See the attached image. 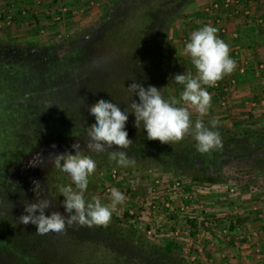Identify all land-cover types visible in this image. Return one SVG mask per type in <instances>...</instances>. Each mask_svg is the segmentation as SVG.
Returning a JSON list of instances; mask_svg holds the SVG:
<instances>
[{"label":"rangeland","instance_id":"1","mask_svg":"<svg viewBox=\"0 0 264 264\" xmlns=\"http://www.w3.org/2000/svg\"><path fill=\"white\" fill-rule=\"evenodd\" d=\"M91 1L94 5L90 3ZM14 2L18 9L24 7L26 9V14L22 15L20 9L16 12V19L11 26H5L3 24L0 26V42L10 44L37 43L41 45H48L95 28L99 22L104 20L107 8L114 4L113 0H53L51 3H44L41 5H37L36 0H14ZM211 2L212 0H191L189 3L180 7L177 16L168 24L161 40L158 42L159 47L156 49L158 54L153 59L152 70H154L153 74H155V79L157 80L156 86L161 88L162 94L166 99L170 96H176L179 99L180 92L183 88L182 85L175 82L172 76L177 73L189 71L195 75L196 70L191 63V58L184 53L183 49L193 31L206 24L212 25L206 22V17L204 13H202L205 6L207 7ZM250 2L260 5L264 0H251ZM143 4L139 12H135L129 16L124 15L126 19L125 25H122V27L119 26L115 36H111L106 43L105 51L110 57L112 56V52L120 56L126 52L128 54V52L134 51V47L137 45V39L142 37L143 28L149 23V18L144 10L150 7H157L158 3L157 0H149ZM60 6H67L68 12L64 14L60 22L51 23V18L46 17L44 11L50 9L52 12H57ZM243 21L233 22L239 26L237 28L238 32L241 30L239 24L249 23L252 24L251 27H248L249 30L255 28L254 21H248V19H245L246 22ZM212 26L217 27L216 25ZM258 26H261V24L259 23ZM41 30H43V32H41ZM126 30L128 31L126 32ZM217 33H220L219 30ZM225 42L228 44V41L225 40ZM229 46L231 45L228 44V47ZM230 50L229 47V55ZM253 59L254 60L250 59L253 66V73L247 72L245 79L242 78L241 74L235 71L230 74H225V77L229 79L234 78L236 80L234 85L228 84L226 80L228 88L226 93L216 91L213 86H205L211 95L209 111L205 116L201 117L195 109H189L191 118L194 121L196 119H202L204 122H210L215 119L218 121L217 126H247L254 132H264V70L261 71L258 76H254L255 72L257 73L256 67L258 66V62L261 60L264 61V59L260 58V61H257L256 58ZM236 63L241 65L245 62H242V59H238ZM238 76H241L240 81ZM116 85H114L113 88H115ZM119 87L126 91L128 89V87L122 86L121 84ZM181 105H183V101H181ZM6 106L5 99H0V108L3 107V109H0L1 136L6 132H11V130L17 132L15 124H20L13 119L10 115V111L8 112L5 108ZM17 116H19V114H17L16 117ZM18 131L20 130L18 129ZM188 135L191 136L190 134ZM180 141L181 140L171 142L170 144L158 141L161 153L165 156L172 150L174 145H179ZM94 160L96 161L95 170H97V166L102 161L98 158H94ZM166 160H168L167 157ZM107 162L113 164L112 166L119 171V175L121 178H124L125 183L128 181V185L130 178H140V176L142 177L148 170L146 165L137 163L128 167H122L115 161ZM157 168L160 169L159 167ZM255 169L256 171L251 172L255 174L256 179L253 181L258 183L257 187L251 185L247 189L240 188L239 184H236L233 179L230 180L231 177L244 176L239 168L234 166H230L229 169L224 168L222 172L226 175H224L226 179L224 182L214 184H202L201 182L194 181L188 175L166 170L168 174L180 176L184 180H190L191 183L195 182L192 183L193 188H195L196 192L199 191V193L203 194L202 196L204 197L202 201L205 200V204L207 203L214 211L210 218L212 225L207 230L201 229L193 234H189L187 231L188 227L186 226L188 224L183 223V233L180 234L181 236L175 237L171 233L174 232L175 229L170 230L169 227L175 228L179 222H164L163 216L156 215L141 217L138 220L141 227L137 230L135 227L133 229V222L126 219L121 214V208L128 204L136 206L141 199L144 200L147 198V179L143 177L141 183L136 186V188H138L137 192L132 197H125L127 200L115 208L110 221L105 226H110V228L113 227L111 230H115L116 236L122 239L124 243L128 242L129 246L138 249L139 252H146L147 254H149L150 250L172 239L176 243L173 255H180V257H183L191 264H209L210 258L213 260L214 264H218L219 260L224 255L226 256L225 258L230 257V259H232L231 253L239 258L246 256L248 253L254 259L263 260L264 252L261 251L260 244L262 243L261 240H264V229L262 231L260 225H264V216L261 219L258 218L253 206L257 205L259 207L258 204L262 201L261 196H264V166L260 164V166H256ZM48 178L52 179L53 190L51 192H54L56 196H59L61 200H63L64 197L58 192V185L71 183L68 174L60 172L53 166L48 174ZM98 183L99 180H97L95 175L92 178L89 177V184L85 193L86 198H98L102 204H108L110 206V199L104 200L101 198ZM256 188H259V190ZM230 189H233V192H230ZM199 212V208L196 209L197 215H199ZM245 214H247V216L251 214L252 223L254 222L253 225L251 221L245 220L242 222L240 221L245 229H236L235 231L234 229H229L228 233L227 231H222L229 225L228 221L223 223L226 215L232 218H238L242 216L245 217ZM148 222L152 224L154 230L161 227L160 230L162 231L155 235H148L145 233V224H148ZM130 230H134V233L130 234ZM253 231L257 233L255 237L251 235ZM211 238L214 239L211 240ZM191 239H198L200 243L204 242L205 247L209 248L211 255L210 253L208 255L206 252L203 254L197 253ZM209 241H213L212 246H206ZM54 242L55 240H51L48 243V252L52 260L49 261V263L51 264H86L90 261L98 264L113 263V254H111V252L106 254L100 253V250L97 248L93 247V249H91L92 245L89 243L86 244L87 246L83 243L80 246V250L76 251L77 245L73 243ZM225 246H229V248L231 246L233 248L228 250V248H224ZM256 248H258L259 251H257ZM57 258H59L60 261H58ZM219 264H222V262ZM227 264L230 263L228 262ZM249 264H251V262Z\"/></svg>","mask_w":264,"mask_h":264},{"label":"flooded vegetation","instance_id":"2","mask_svg":"<svg viewBox=\"0 0 264 264\" xmlns=\"http://www.w3.org/2000/svg\"><path fill=\"white\" fill-rule=\"evenodd\" d=\"M117 13L114 12L113 16L99 22L93 29L48 45L0 42V98L4 99L3 93L6 90L14 93L11 95L17 107L13 105L10 115L20 123L19 126L27 122L35 124L32 130L25 131L29 132L26 135L27 141L21 142L16 152L8 159L0 161L2 170L0 171V248H4V252L6 246L12 243L19 246L31 244L33 247L45 243L48 247L51 240H63L66 243V240L71 238L79 242L77 245L79 249L87 241L94 242L101 239L109 245L123 243L126 248L139 251L118 238L116 231L111 230L113 227L110 226L74 225L67 227L63 233L49 232L40 235L35 232L34 225L22 224L18 220L24 212L23 201L32 202L37 198L49 200L45 214L53 211L64 213L63 200L51 192L52 179L48 178L54 165L51 163L43 165L42 162L30 165L29 161L37 154L43 161V158L49 154L71 151L72 145L78 141L84 155L101 159L98 169L90 175V178L95 175L99 180L101 198L110 199L101 185L103 177L100 173L105 174L113 169V164L107 162L113 160L109 158L108 152L94 153L87 150L84 139L86 129L90 124L95 123L88 106L106 100L102 96L101 83H104L103 80L108 73L113 72L117 77L121 75L122 83L126 84V87L134 80L145 87L149 84L156 86L157 82L152 70L153 59L157 54H153L151 50L142 47L136 55L126 54L123 59L124 65H120L118 56L116 58L108 56L99 46L98 37L103 27L111 24V20L120 15ZM168 13L169 11L166 10L156 13L157 17L153 23L155 34H151L154 42L158 43L162 38L164 32L161 30L165 28ZM48 103L52 105L46 108ZM17 114L20 117H16ZM29 116L32 118L28 119ZM126 128L129 138L132 139V144L127 150L128 156L135 163L146 165L148 169L159 167L165 172L170 170L191 176L207 174L217 164H211L209 161L206 163V159L192 149L187 156L173 152L171 155L173 161L169 167L164 164L165 161L162 162L160 148L154 139L147 140L143 134L136 132L135 128H128L127 125ZM18 132L20 133L21 130ZM22 133L24 134V132L20 134ZM184 138L194 140L189 135H185ZM116 147L113 145V148ZM226 159V155L220 158L225 165L220 167V170L229 169ZM221 174L225 175L223 172ZM33 181L41 185L40 193L34 194ZM8 213L12 214L11 217L7 216ZM38 237L44 239L38 241ZM2 254L0 264H3V261L5 264L7 262L12 264L13 261L6 256V259L3 258L4 254ZM15 263L20 264V261L17 260Z\"/></svg>","mask_w":264,"mask_h":264},{"label":"clouds","instance_id":"3","mask_svg":"<svg viewBox=\"0 0 264 264\" xmlns=\"http://www.w3.org/2000/svg\"><path fill=\"white\" fill-rule=\"evenodd\" d=\"M217 31L215 26L206 24L191 33L183 51L191 58L196 72L195 75L189 71L172 76L177 84L183 86L179 99L176 96L166 99L161 88L151 84L145 87L134 80L127 87L130 97L135 95L138 101L131 100L123 109L112 100H100L94 106H88L95 123L86 129L84 139L87 150L108 152L109 158L122 167L134 164L135 161L127 153L132 144L126 128L129 113L134 115L136 128L142 129L147 139L170 144L190 134L200 153L219 148L222 139L217 130L218 121L213 119L207 125L202 119L194 121L189 111L195 109L199 116H205L211 104V95L205 86L215 85L236 68L228 45L216 35ZM51 105L48 103L46 108ZM113 145L117 147L113 148ZM82 149L78 141L72 145L71 151L49 154L43 161L37 154L29 161L30 165L51 163L60 172L67 173L71 183L58 185V192L64 197L63 214L58 211L45 214L48 199L25 200L24 212L18 218L20 223H31L35 232L44 235L49 232L63 233L67 227L74 225H106L110 221L115 208L125 201V193L112 188L110 206L102 204L98 198H86L89 177L96 169V161L84 155ZM33 191L34 194L41 192L39 182L33 181Z\"/></svg>","mask_w":264,"mask_h":264},{"label":"trees","instance_id":"4","mask_svg":"<svg viewBox=\"0 0 264 264\" xmlns=\"http://www.w3.org/2000/svg\"><path fill=\"white\" fill-rule=\"evenodd\" d=\"M149 0H113L114 4L107 8L104 16V20L108 19L109 16H113L114 12H118L120 15L116 16L114 19H112L111 24L105 25L103 27L102 32L100 36L98 37V44L100 47H102L103 50H105L106 43L109 41L111 36H115L118 27L122 25H125L126 19L124 15H131L135 12H139L141 7L144 5V2H147ZM191 0H157V7L155 8H148L143 9L145 14H147V17L149 18V23L145 25V28H143L142 31V37L137 39V47H134V51L128 52V54H134L136 55L140 48L145 47L148 50H151V52L154 54H158L157 48L159 47L158 43L153 41L151 38V34H155L153 28L155 26L153 25L154 20L156 19V13L163 12V11H169L168 18L165 23L166 30L168 24H170L171 20H173L180 9V7L184 6L185 4L189 3ZM221 1V0H218ZM250 0H241L242 3H244L245 7L248 5L247 3ZM247 4V5H246ZM117 13V14H118ZM238 16H241L238 15ZM252 19V16L250 17ZM122 29V28H121ZM164 30H161V32ZM128 30H126L127 32ZM130 33V32H129ZM150 39H152L150 41ZM134 52V53H132ZM127 54L124 53L119 56L117 53L112 52V57H117L119 60L120 65H124V57ZM109 56V55H108ZM112 69V68H108ZM111 71V70H110ZM105 79L103 80L104 83H101V91L102 96L106 100H112L114 103L119 104V106L123 109L127 107L128 103L131 100H137V97L135 95L130 97L129 90L127 91L125 89H121L119 85L126 86L122 83L123 78L121 75L118 77L112 73H108L105 75ZM117 84V85H116ZM116 85L115 88L113 86ZM216 91L221 92V87L214 88ZM10 91L6 90L3 93V98L5 99V102L7 106L5 107L7 111H11L13 105H15V100L13 99L14 93H9ZM226 93V92H224ZM1 96V95H0ZM1 99V98H0ZM138 101V100H137ZM255 102V101H254ZM17 107V106H16ZM15 107V108H16ZM24 109V108H22ZM32 117L29 116L28 119H31ZM209 122H205L207 125ZM24 125V126H23ZM126 125L128 128L131 127V129H136V132H140L141 134H144L142 129H137L134 124V115L132 113H129L128 120L126 122ZM17 132H6L1 136L0 134V161L9 158L13 153L16 152L17 146H19L22 143H25L27 141L26 135L29 134V132H25L27 130H32L35 127V124H31L30 122H27L26 124L22 125H16ZM238 127V128H237ZM18 129L21 130L22 135L18 132ZM217 130L220 133L222 144L219 148H216L208 153H200L197 151L195 146V140L183 138L181 139L179 145H174L172 147L171 151H167L166 157L168 160H166V157L164 154L161 153V157L163 158V161H165L164 164L168 165L169 167L172 164L173 159L171 158V155L173 152L183 155H189L190 151L192 149H195L197 154L200 156H203L206 159V163L209 161L211 164H215L213 167V170L209 171L207 174H193L190 177L196 181L201 182L202 184H214L218 182H224L226 177L221 174L223 169L220 170V167H224L223 162L220 160L223 156L226 155V162L228 163V167L234 166L238 167L240 172L244 174V176L240 177H231L230 180L233 179V181L236 184H239L240 188L247 189L249 186L253 185L254 187H257V184L255 181L256 177L255 174L251 171H256L255 167L264 166V132H254L253 130H250L247 126L241 127V126H217ZM26 137V138H25ZM146 137V136H145ZM147 139V138H146ZM188 139V140H187ZM148 140V139H147ZM157 143V146L159 148L158 140L154 139ZM183 147V148H182ZM182 148V149H181ZM0 171H2L0 169ZM238 171V170H237ZM259 190V188H256ZM262 202V201H261ZM260 202V203H261ZM11 213H8L7 216L11 217ZM247 215V214H245ZM126 219H129L128 213H125L123 215ZM8 217V218H9ZM238 221L242 222L245 221V217H238ZM184 224L186 225L187 231L189 234L194 233V229L196 228V224L194 220L191 219H185ZM230 229L234 228V225H230ZM129 233H134V230H130ZM39 238V237H38ZM44 239V238H43ZM43 239H38V241H41ZM70 241V242H69ZM35 242V241H34ZM60 243L64 242L63 240H56L54 243ZM78 245L79 242H76L74 239L66 240V243ZM91 244V249L97 248L99 249L100 253L106 254L111 252L113 254V263H107V264H191L187 262L183 257H180V255H173L174 250L176 248V243L174 240L170 239L166 242H164L162 245L155 247L154 249L149 251V254L146 252H139L136 250H131L129 248H126L123 244H113L109 245L107 242H102L101 239L98 241H87L86 244ZM40 246L29 245V246H19V245H13L9 244L5 248V252L3 251L4 248H0V255L2 254L5 258L8 257L9 260L13 261L12 264H16L15 262L17 260L20 261V264H51L49 261H52L50 259V254L48 252V247L44 244H39ZM80 250L78 247H76V251ZM104 251V252H103ZM6 259V258H5ZM4 260V259H3ZM58 261L59 258H57ZM5 261H3V264ZM6 264H10V262H7ZM86 264H98L96 262H88ZM106 264V263H103Z\"/></svg>","mask_w":264,"mask_h":264},{"label":"built area","instance_id":"5","mask_svg":"<svg viewBox=\"0 0 264 264\" xmlns=\"http://www.w3.org/2000/svg\"><path fill=\"white\" fill-rule=\"evenodd\" d=\"M52 1L53 0H36V3L37 5H41L44 3H51ZM20 9L21 14L25 15L26 9L24 7ZM20 9L17 8L14 0H0V26L2 24L5 26H11L16 19V12ZM67 12V6H60L57 12H52V10L50 9H46L44 11L46 17L51 18V23L60 22L64 14ZM202 13H204L206 17V22L208 24L211 23L212 25H216V28L219 30L220 34L223 35L227 33V29L224 24L225 17H236L240 14L244 17L252 16L250 7L248 5L245 7L244 3H242L241 0H212V2L207 7L205 6ZM256 22L260 23L262 22V19L259 17ZM41 32H43V30H41ZM231 37L233 39H237L239 35L237 32H233L231 34ZM232 54L235 55L233 60L237 62L238 59H236V55L238 54V51L234 50ZM263 70L264 64H258V66L256 67L257 74L259 75ZM238 72H240L239 74L243 73L244 67L242 66L240 69H238ZM226 80L230 85H234L236 83V80L234 78L229 79L224 75L222 79L218 80L215 85H213V87H221V92L228 91ZM100 174L103 177L101 185L103 186L104 191L109 197L112 188H116L125 193L126 198H128L129 196L132 197L137 192L138 188H136V186L141 183L142 177L147 179V198H145L144 200L141 199L140 202L136 204V206L128 204L127 206L121 208L122 215L128 213V215L130 216L129 220L133 222V229L135 227V229L137 230L141 227V224L138 221L141 217H148L153 215L163 216L164 222H179L177 227H169L170 230L175 229L174 232H171L175 237H178L183 233L182 230L184 229L182 228V224L185 219H191L195 221L196 228L194 229V232L200 231L201 229L207 230L212 225L210 218L212 217L214 211L207 203L205 204V200L202 201V198L204 197L202 196L203 194L199 193V191L196 192L195 188H193L192 183L195 182L191 183L190 180H184L180 176L168 174L167 172H164L158 168L148 169L142 177L140 176V178H130L129 185L128 181L127 183H125L124 178H121L118 170L115 168L109 170L105 174H103V172H101ZM230 192H233V189H230ZM261 198L262 202L258 204L259 207L257 205L253 206V209L256 211L258 217H263L264 215V196H261ZM198 208L200 210L199 215L196 214V209ZM224 220L229 222V225L225 228V230H222L224 232L227 231L228 233L230 225H234V231L236 229H245L243 227L244 225L238 221V218H232L226 215ZM148 224H145V233H147L148 235H155L156 233L162 231L160 230L161 227L154 230L152 228V224L149 222ZM251 235L255 237L257 233L253 231ZM191 240L193 245L195 246L197 253L203 254L206 252L208 255L209 253L211 255L209 248L205 247L204 242L200 243L198 239ZM209 245L212 246L213 241H209L206 246ZM256 250L259 251L258 248H256ZM225 257L226 256L224 255L221 259H224ZM209 262L211 264H214L211 258L209 259Z\"/></svg>","mask_w":264,"mask_h":264},{"label":"crops","instance_id":"6","mask_svg":"<svg viewBox=\"0 0 264 264\" xmlns=\"http://www.w3.org/2000/svg\"><path fill=\"white\" fill-rule=\"evenodd\" d=\"M90 3L92 4L93 2L91 1ZM247 4L250 7V10L252 12V19L250 17H244L242 15L236 16L237 18L233 17V16L227 18L224 16L225 17L224 18L225 19L224 24L226 26L227 33L224 35L217 33L218 37L222 38L224 40V42H225V40L228 41V44L231 45V46H229L231 49L230 50V57L233 59L235 57V55L232 54V52L234 50H237L238 54L236 55L237 56L236 59H242V62H245L244 64H241V65L236 63V68L234 69L235 72L240 73V72H238V69H240L243 66L244 72L241 73V76L244 79H245V75L247 72L253 73V71H252L253 66H252V62L250 59L254 60L253 58H256L257 61L264 59L263 58L264 57V48H261V47H264V2L260 5H257V4L251 3L249 1ZM92 5H94V4H92ZM259 17L262 19V23L260 22L261 26H258L259 23L256 22ZM240 18H242V19H240ZM234 19L240 20V21H236ZM245 19H248V21H251V20L254 21L255 28L249 30L248 27H251L252 24H249V23L239 24L241 30L238 32L237 28L239 26H237L236 23H233V22H241L243 20L245 21ZM233 32L238 33L239 37L237 39H233L231 37V34ZM248 49H249V51H248ZM247 61L251 62V63H248ZM260 63L264 64V61L261 60L260 62H258V64H260ZM241 76H238L239 81L241 79ZM254 76H258V74L255 72ZM238 84H239V82H238ZM258 218L261 219L263 217H258ZM245 220L249 221V222L251 221L252 225L254 224V222L252 223L253 220L251 219V214H249V216L245 215ZM223 221H224L223 223H225V220H223ZM260 228L263 231L264 225H260ZM262 238H263V236H262ZM213 239L211 238V240H213ZM261 241H262V243L260 244V247H261L260 249H261V251L264 252V240H261ZM224 248H226V249L228 248V250H229L230 248L232 249L233 247L230 246V248H229V246H225ZM231 255L233 257V258L231 257L232 259H230L229 255H228L229 258L220 259L219 263L222 262V264H227L229 262L230 264H249L251 262V264H264V259L263 260L262 259L261 260L254 259L248 253L246 256L241 257V258H239L238 256H234L232 253H231Z\"/></svg>","mask_w":264,"mask_h":264}]
</instances>
